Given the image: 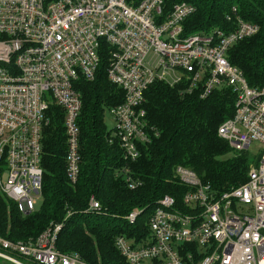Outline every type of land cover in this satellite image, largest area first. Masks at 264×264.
<instances>
[{
  "label": "built area",
  "instance_id": "built-area-1",
  "mask_svg": "<svg viewBox=\"0 0 264 264\" xmlns=\"http://www.w3.org/2000/svg\"><path fill=\"white\" fill-rule=\"evenodd\" d=\"M196 7L166 0H0V190L29 214L42 199V138L49 111L64 112L66 174L75 185L81 172L82 95L76 84L96 78L104 55L110 81L124 90V101L110 106L111 141L127 161L159 132L148 121L146 92L155 82L206 98L216 89L236 94L234 115L218 134L237 150H260L248 180L220 192L193 169L178 165L175 175L188 190L179 203L160 198L148 220L143 242L120 235L115 244L127 264H264V85L250 86L228 51L257 34L258 24L236 7L227 19L233 28L184 33ZM135 189L139 182L128 176ZM89 209H101L91 197ZM143 210L126 219L135 223ZM72 215L69 211L66 219ZM65 219V220H66ZM63 223L35 240L0 235V258L14 264H90L78 253L57 248Z\"/></svg>",
  "mask_w": 264,
  "mask_h": 264
},
{
  "label": "trees",
  "instance_id": "trees-1",
  "mask_svg": "<svg viewBox=\"0 0 264 264\" xmlns=\"http://www.w3.org/2000/svg\"><path fill=\"white\" fill-rule=\"evenodd\" d=\"M180 1L196 7L184 22L185 34L232 29L227 16L233 14V7L243 19L259 25L257 34L230 48L228 58L243 71L250 86H263L264 0H166V4L169 8ZM107 67L104 55L96 78L76 84L83 103L78 118L81 172L77 183L72 185L66 174L64 112L55 106L42 138V199L34 211L24 214L0 190L2 237L35 240L48 227L63 223L57 240L60 251L78 253L90 264H127L116 238L124 235L144 242L157 201L171 195L182 203L188 188L176 177V166L193 169L203 182L224 192L245 183L251 166L258 164L259 156L249 149H233L218 134L221 124L235 112L236 94L231 88L216 89L201 98L198 92L188 94L160 81L147 90L145 102L149 124L159 135L142 146L135 161H127L120 144L111 141L105 122L107 108L123 102L125 95L108 78ZM125 167L130 169L126 174L140 183L135 189L126 181ZM91 197L101 209H89ZM136 209L143 211L130 223L126 217ZM69 211L72 215L66 219ZM0 264L14 263L0 258Z\"/></svg>",
  "mask_w": 264,
  "mask_h": 264
},
{
  "label": "rangeland",
  "instance_id": "rangeland-1",
  "mask_svg": "<svg viewBox=\"0 0 264 264\" xmlns=\"http://www.w3.org/2000/svg\"><path fill=\"white\" fill-rule=\"evenodd\" d=\"M105 122H106L107 126L113 125L112 117L107 113H106V117H105ZM250 152L252 153L253 156H257V157L259 156L260 150H259L258 145L256 143L253 144ZM39 203H40V201H39ZM39 203H38V205H39ZM37 206H36V208H37Z\"/></svg>",
  "mask_w": 264,
  "mask_h": 264
}]
</instances>
